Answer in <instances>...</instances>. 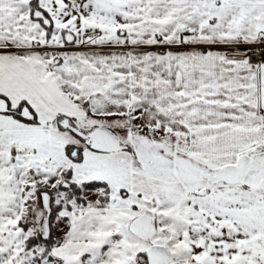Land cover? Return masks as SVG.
<instances>
[{
    "label": "snow or ice",
    "instance_id": "6c2138e0",
    "mask_svg": "<svg viewBox=\"0 0 264 264\" xmlns=\"http://www.w3.org/2000/svg\"><path fill=\"white\" fill-rule=\"evenodd\" d=\"M0 264H264V0H0Z\"/></svg>",
    "mask_w": 264,
    "mask_h": 264
}]
</instances>
